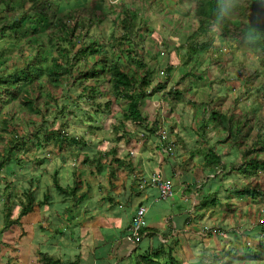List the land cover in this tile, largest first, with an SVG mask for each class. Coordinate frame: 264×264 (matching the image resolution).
I'll use <instances>...</instances> for the list:
<instances>
[{"label":"trees","instance_id":"1","mask_svg":"<svg viewBox=\"0 0 264 264\" xmlns=\"http://www.w3.org/2000/svg\"><path fill=\"white\" fill-rule=\"evenodd\" d=\"M136 1L140 3L137 6L161 7L163 4V0ZM178 1L183 3L181 7L184 11L177 18L172 17L173 21L179 26L186 23L189 32L184 42L175 38L172 45L166 43L169 51L179 54L181 49H185L188 54L187 62L193 55H199L202 59L206 58L207 53L211 58L216 55L218 58H212L211 62L222 72L226 69L221 62L226 52L222 47H217V54L210 52L215 48V38L220 37L231 48L243 52L252 51L264 66V0ZM56 3L52 0H0V40L3 41L0 45V171L11 163L14 168L22 167L25 159L22 158L21 151L27 140L42 136L45 144L50 142L47 116L55 114V122L57 115L66 111V104L61 105L60 109L58 107V94L69 88L77 91L78 98H84L89 105L97 106L95 111L115 110V104L121 106V117L116 116L120 118V124L114 125L117 134V126L126 130L128 120L147 137L154 136L160 128V119H153L148 113L145 114L141 106L158 91H164L163 98L169 97L167 86L172 81L173 66L168 63V58L171 54L167 57L164 51H154L152 46H147V43H153V29L147 21H139V17H145L140 16L137 6H127L126 0L106 2V7L112 9V14H118L114 16L113 23L120 28L109 38H105L100 36L96 28L107 17L108 11L104 6L96 10L79 4L59 12V8L53 11ZM58 13H61L60 17ZM157 44L156 42L155 45ZM13 48H16V54H13ZM163 56L164 59L167 57L164 68ZM187 62L183 63L178 82L188 75H203L197 67L185 70ZM74 87L81 89L80 92L73 90ZM107 95L106 101H97V98ZM170 99L172 107L186 103L206 115L210 114L208 117L213 130L219 134L225 133L224 141H232L236 145L240 162L230 161L225 164L223 158L212 151L206 155L205 166L208 167V173L225 172L226 176L233 173L244 176L242 190L237 193L240 197L247 196L258 201V197L264 193V130L262 126H258V116L254 112H222L213 101H195L179 94ZM52 103L56 105V111L51 110ZM112 113L117 115L115 111ZM36 114H42L41 122L33 119ZM54 122L50 126L55 125ZM18 123L24 124L25 128L32 125V128L20 134L16 127ZM62 127L52 130L58 141L86 143L76 136H66ZM99 130L101 129L90 125L87 132L97 136ZM121 138V135H116V141ZM40 143L43 144L39 140L38 144ZM71 155L91 168L96 167L99 173L104 170L103 159L107 157V153L98 151L90 156L86 152H72ZM110 174L115 177V170ZM34 180L32 178L28 181L29 186L23 189L26 200L21 198L20 202L17 193L14 190L11 192V186L6 185L5 195H0V207L5 215L4 229L11 224L23 225L25 216L38 211L45 204H52L50 194H45L44 199L36 198L37 185ZM53 180L54 185L50 189L65 197V202L68 203L64 207V213L71 223L91 186H84V178L76 168L70 186H63L56 174ZM228 197L224 210L220 212L223 220L253 215L251 210L244 212L240 206H236L232 195ZM199 199L202 209L219 205L217 195H201ZM17 206L20 210L18 217L14 219L13 213ZM37 223L41 228L42 221ZM260 225L262 236L257 239L256 246H246L241 257L235 252L225 251L219 264H264V221ZM64 233L66 236L71 235L72 230L71 233L66 230ZM157 253L158 256L161 255L160 250L152 254ZM152 254H138V263L152 261ZM79 258L66 264H79ZM39 262L62 264L60 258L42 251H39ZM156 263L159 264L158 260Z\"/></svg>","mask_w":264,"mask_h":264},{"label":"crops","instance_id":"2","mask_svg":"<svg viewBox=\"0 0 264 264\" xmlns=\"http://www.w3.org/2000/svg\"><path fill=\"white\" fill-rule=\"evenodd\" d=\"M160 46L162 45L160 44ZM173 53L176 54V52ZM181 54L183 53L181 52ZM181 54H176L178 59ZM183 55L184 57L178 62L173 60L172 54L168 58V63L173 66L172 81L167 86L169 97L163 98L164 91H158L147 98L141 106L145 114L148 113L153 119L159 118L161 121L160 128L154 136L147 137L143 131H139L147 141L155 145V148H150V146L149 148L146 146H144L145 148H132L135 144H139L132 140V131L128 127L126 130L117 127L118 135L122 136L120 143L114 144L111 148H103L106 150H98L107 153V157L103 159L104 170L99 173L104 178L98 177L97 181V177H95L93 181H89L83 175L84 186L90 185L91 190L79 209L76 210L75 222L74 220L71 223L65 221L67 217L64 207L68 202H65V197L61 193H53L52 204H46L45 209L42 210V217L50 226L48 223L44 222L43 224L42 222L40 232L44 234L43 240L39 239L38 245L31 242L30 244L34 245L33 248L39 246V251L60 258L62 264L77 260L79 257V264H139L138 254H152L156 250H160L161 255L152 254V261L147 260L144 264H157V260L159 264H215L216 261L224 257L222 253L225 251L235 252L237 246L234 245L235 249L231 250L227 249L225 243L226 235L231 236L234 229L239 230L237 228L238 219L222 220L218 205L202 209L199 206L201 199L199 196L212 194L221 197L219 195L221 191L230 192L229 185L236 183L235 185L240 186L245 181V177L240 174L237 177L235 174L226 176L225 172L208 173L205 162H207L206 155L210 152L214 151L220 155L226 162L225 164L230 162L229 156L226 157L229 148L221 147L229 142L223 140L225 137L222 135L226 136V134H219L213 130L212 126L199 129L198 121L200 120L201 123L205 120L204 113L186 103L172 107L170 98L174 97L176 93L195 101H213L216 108L222 112L231 110L221 109L220 102L225 97L222 95L220 98L219 92L212 91L214 82L206 81L207 78L204 74L202 77H195L194 74L188 75L183 81L178 82L183 63H186L188 58L187 52ZM227 56L228 54H225L221 61L226 67L221 72L222 77H225L229 72L227 66L229 56L226 59ZM172 60L175 64H172ZM191 60V63L194 60L196 63V55H193ZM202 61L199 58V62L194 66L200 71L199 73L205 69ZM165 62L166 60L162 64V68H164ZM211 64L210 61L208 66ZM214 67L217 66L214 65ZM190 69L188 65L185 66V70ZM175 73H177V77H175ZM232 81L234 80L227 81L232 84L230 86L234 85L240 88L243 84V82L237 84L236 81ZM228 83L226 85H229ZM251 90L252 88L249 89V91ZM235 111L241 113L239 109ZM111 126L114 129L113 124ZM166 126L168 131H166ZM160 132L168 133L169 137L163 138L164 136L162 137ZM237 159L235 156V161L239 163L240 160ZM79 163L82 164V168L86 166L91 172L94 170L97 173L96 167L91 168L82 161ZM112 170H115V177L110 174ZM106 172L108 173L106 174ZM155 172L172 179L176 191L173 197L163 199L160 197L157 187L143 182L145 177H150ZM206 184L209 185L205 192ZM62 185L64 186V184ZM50 191L53 192V190ZM233 199L236 201L235 198ZM56 204L58 208L54 207ZM239 205L236 204V206ZM140 206L147 208V227L144 229L146 234L139 243H131L126 236L133 215ZM245 210H248V207ZM63 215H65L64 220L62 219ZM206 221L207 223H204ZM50 222H53V225ZM71 225L75 226L72 234L66 236L64 232L66 230L71 233ZM212 226L219 230L212 229L218 233L212 232L209 228ZM12 229V227L4 229L2 222L0 227V264H13V249L7 247V243L10 246L13 243V237H10L13 236V233H10L13 232ZM248 232L251 231L248 230ZM100 234L107 235L100 237ZM255 239L258 242L257 238ZM244 250L245 248L242 253L236 252L237 256L241 257ZM31 255L26 264H40L39 256ZM22 263L24 262L21 259H17L15 262V264Z\"/></svg>","mask_w":264,"mask_h":264},{"label":"rangeland","instance_id":"3","mask_svg":"<svg viewBox=\"0 0 264 264\" xmlns=\"http://www.w3.org/2000/svg\"><path fill=\"white\" fill-rule=\"evenodd\" d=\"M53 2H57L54 5V10H58L59 12L61 10L68 9L70 6H77L79 4L94 8L98 10L100 7L104 6V9L106 8L107 17L104 19L103 22H99L96 25V28L98 30V33L100 36H104L105 38H109L110 35L116 31L119 27V25H114L113 18L114 16L118 15L116 13L112 14V9L110 7H106L107 3L112 2L113 0H52ZM163 4L161 7H156L153 5L152 7L149 5H143V6H137L140 3L136 0H126V4L129 7H136L138 8V11L140 12V16H144V18L139 17V21H147L149 23V27L153 29V43H147V46H152L151 49L156 51L157 49L162 48L164 51L165 56L168 57L169 54H172L173 60L177 61L184 57V53L186 52L185 49H181L180 52V58L178 59L177 55L173 53L171 50L166 46V43L172 45L175 42V38H178L179 41L184 42L187 38L189 29L185 25L179 26L174 21L173 18H177L180 15V12L182 13L184 11V8H182L181 2L178 0H163ZM181 3V5H180ZM60 5V6H59ZM58 12V11H56ZM54 13V12H53ZM52 13V15H53ZM61 16V13H58V17ZM173 17V18H172ZM55 17L52 16V19ZM55 20V19H54ZM8 39V38H7ZM156 42L158 43L157 46L155 45ZM160 43L162 46H160ZM215 48H213L210 52H213V54L218 53L217 47H222L225 54L229 56V61H227V66L229 67V72L226 73L225 77H222V73L219 70V67H214V64H211L209 67L208 64L210 61H212V58H218L216 55H213V57L210 56L208 53L206 55V58L202 59L204 66L202 70V73L207 78L206 81H213L214 82V90L215 92H219L220 98L223 95L225 99L221 100V109L224 111L229 110H236L239 109L241 112H254L257 116L258 120V126H262L264 130V66H262L261 59L258 58L252 51L243 52L242 50H239L237 48H231L225 41H223L220 37L215 38ZM3 44V41L0 40V45ZM16 48H13V54L16 52ZM171 56V55H170ZM169 56V57H170ZM212 56V55H211ZM228 56L226 59H228ZM166 57V58H167ZM208 57V58H207ZM164 59V56L162 57V62L166 60ZM199 55L196 56V63L199 62ZM222 58V56H221ZM224 59V58H222ZM173 60L171 61L172 64ZM192 60L188 61V66L192 69L196 65L195 60L191 63ZM22 62V61H21ZM243 64V65H241ZM185 65V66H187ZM201 65V66H202ZM194 70V69H193ZM165 71H167L165 69ZM257 71V72H256ZM173 73V72H172ZM256 73V74H255ZM230 76V77H229ZM175 77H177V73H175ZM229 77V78H228ZM237 82V84H243L240 88L236 86H230L232 84H229L227 81ZM175 83V82H174ZM216 83V84H215ZM228 83L229 85H226ZM251 87L252 90L249 91V88ZM238 88V89H236ZM77 89L79 92L81 89L74 87L73 90ZM176 94V93H175ZM174 94V96H175ZM59 104L60 107L63 104H66L68 107L66 111L63 114L57 115V119L54 122L55 114L51 116H47L48 123H49V129L47 130L51 138L50 142L48 144H45V139L41 136L35 137L33 139L27 140V143L24 148H22L23 157L25 159L24 164L22 167H16L14 168L13 163H11L10 166H6L4 169L0 171V195H5L4 192H6V185L9 184L10 191L16 192L18 196V202H20L21 198L26 200V197L24 196L23 189L29 186L28 181L32 178H35L36 182V195L40 197V199H44L45 194L52 195L49 199L52 200L53 198V192L50 191L51 189L49 186L54 185L53 177L56 174L59 177V181L64 184V186H70L72 184V171L74 168L77 169V172L79 174L84 175V178H86L89 181H93V178L97 177H103L99 175V172L97 173L93 170L91 172L90 169L82 168V164L79 158H76L75 156L71 155L72 152H86L90 155L98 150H106L103 148H111L114 146V144H119V141H116V135H118L115 132V127L111 126V124L119 125V119L116 118V116L121 117V114L119 113V109L121 106L115 104V110H104L102 111H95L98 107L95 105H89L84 98L80 99L78 98L77 91H72L70 88L68 90H65V92L62 91L59 94ZM108 95L106 97H99L97 98V101L100 102V100L106 101ZM122 102H125V100H122ZM202 102V101H201ZM209 102V100H207ZM120 104V103H118ZM245 107V108H244ZM51 110L56 111V105L52 103L50 106ZM170 108V107H169ZM44 109V108H43ZM113 111L117 112V115L115 113H112ZM169 112V111H168ZM210 114L207 113L204 114L205 120L200 123V120L198 121L197 127L199 129H202L206 126H211V119L208 117ZM252 117V118H256ZM199 118V117H198ZM33 119L43 120L42 114H36L33 116ZM54 122L55 125L50 124ZM262 123V124H261ZM127 127L129 130H131L132 140H135L139 144H135L132 148H155L154 144L147 141L141 133H139V130H136L134 125L131 123L130 120L126 122ZM90 125H94L96 128H99V135L93 136V134L87 132ZM60 126H63L64 130L66 131L64 134L68 137L70 136H76L78 139L86 141L85 144L81 143H73L69 140L65 141H58L55 137L53 129L57 130ZM18 132L21 134L25 132L28 128H32V125H27L28 128H25L24 124H17L16 125ZM119 127V126H117ZM169 129L166 126V131ZM134 131V132H133ZM98 132V131H97ZM141 132V131H140ZM162 134V137L165 135L167 138L169 137L168 133L160 132ZM223 137L226 138V136L223 134ZM163 137V138H166ZM162 138V139H163ZM43 142L38 144V141ZM164 140V139H163ZM224 140V139H223ZM221 147L229 148V153H227L226 157L229 156V160L232 162H235V156L239 159L240 153H238V150L236 149V145L229 141L228 143L221 145ZM187 148V147H186ZM62 152H60V150ZM109 160V159H108ZM240 162V161H239ZM79 163V164H78ZM77 164V165H76ZM75 166V167H74ZM77 166V167H76ZM79 166V167H78ZM95 168V167H93ZM13 170V173H12ZM16 171V173H15ZM74 172V171H73ZM72 173V174H71ZM108 172H106L107 174ZM237 177V173H233ZM232 176V175H231ZM34 180V181H35ZM70 182V183H68ZM210 182V181H209ZM210 184V183H209ZM205 185V192L208 189V185ZM236 184V183H235ZM229 185L230 192H227L225 190L221 191L219 195V205L221 212L224 210L225 202L229 199V195H232V200L235 202V204H240L242 210H245V208L248 207V210H251L253 215L251 216V219L247 217L246 215H243L242 217L239 216L237 221V229H234L232 235H226V247L227 249L234 250L235 246H237V251L235 250V253L240 251L243 252V248H246V246H256L258 244L257 241H255V238H259L262 236V226L260 225L262 221H264V193L260 195L258 198V201H253L252 199L248 198L247 196L240 197L237 192L239 190H242V185ZM224 195V196H222ZM235 198L236 201L233 199ZM251 202V203H250ZM19 205V203H17ZM46 205V204H45ZM45 205H43L41 208L37 209L38 211L33 212L23 218V225L17 224H11L10 228L12 227L13 236V243L12 246L7 243V247L13 249V264H15L16 260H20L26 264L28 261V257L32 256H39V246L34 247V245L30 244L31 242H34L38 245V240H43L42 236L44 237V234L40 232V225L37 223L38 221H42L43 224L44 219L42 217L43 208L45 209ZM1 206V202H0ZM57 207V204L54 206ZM61 208V207H60ZM20 207H16L13 218L16 219L19 214ZM247 212V210H245ZM244 211V212H245ZM244 214V213H243ZM62 219H65V215H63ZM211 217V216H209ZM208 217V219H209ZM5 220V215L0 207V227L2 222ZM205 220V219H204ZM223 220V219H222ZM65 221H67L65 219ZM75 222V220H74ZM48 223V222H46ZM204 223H207L204 222ZM51 225H53V222H50ZM49 225V223H48ZM50 226V225H49ZM75 226L71 225V230L74 229ZM212 229H217L216 227ZM218 230V229H217ZM250 230L251 232H248ZM219 231V230H218ZM217 231V233H218ZM230 231H232L230 229ZM212 232L215 233V230ZM36 235V237H34ZM107 234H100V237L105 236ZM222 235H225L222 233ZM230 236V238H228ZM34 237V239H32ZM30 238V240H29ZM264 238V236H263ZM50 240V239H49ZM233 241V243H231ZM251 244V245H250ZM33 248V249H32ZM31 250V251H30ZM224 254L222 253V256ZM17 258V259H16ZM34 258V257H32ZM221 260V259H220ZM216 261L215 264L220 261ZM19 262V261H18Z\"/></svg>","mask_w":264,"mask_h":264},{"label":"built area","instance_id":"4","mask_svg":"<svg viewBox=\"0 0 264 264\" xmlns=\"http://www.w3.org/2000/svg\"><path fill=\"white\" fill-rule=\"evenodd\" d=\"M164 137L166 136L164 135ZM143 182L157 187L160 191V197L163 199L171 198L176 194L172 179L164 177L157 172L150 177H145ZM146 214L147 208L145 206H140L134 213L129 232L126 236L129 242L139 243L143 239V236L146 234L144 229L147 227Z\"/></svg>","mask_w":264,"mask_h":264},{"label":"bare ground","instance_id":"5","mask_svg":"<svg viewBox=\"0 0 264 264\" xmlns=\"http://www.w3.org/2000/svg\"><path fill=\"white\" fill-rule=\"evenodd\" d=\"M158 191H159V190H158ZM215 233H217L216 230H215Z\"/></svg>","mask_w":264,"mask_h":264}]
</instances>
